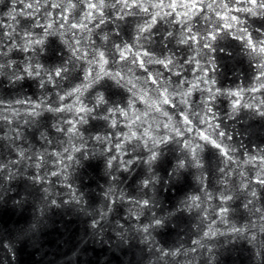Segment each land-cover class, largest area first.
<instances>
[{
    "label": "water",
    "instance_id": "1",
    "mask_svg": "<svg viewBox=\"0 0 264 264\" xmlns=\"http://www.w3.org/2000/svg\"><path fill=\"white\" fill-rule=\"evenodd\" d=\"M258 2L0 0V264H264Z\"/></svg>",
    "mask_w": 264,
    "mask_h": 264
},
{
    "label": "snow or ice",
    "instance_id": "2",
    "mask_svg": "<svg viewBox=\"0 0 264 264\" xmlns=\"http://www.w3.org/2000/svg\"><path fill=\"white\" fill-rule=\"evenodd\" d=\"M251 2H252V3H257L258 0H251ZM258 6H259L260 8H264V0H259V2H258ZM90 7L95 8V7H97V5H96V4H92V5H90ZM253 14L255 15L256 13H253ZM249 45H250V47H252L253 51H256V50H257V45L252 44L250 41H249ZM259 45H260V46H259V52L264 53V41H260V42H259ZM122 58H123V57H122ZM67 70H68V69H67L66 67H62V68H60V69L55 70L54 72L49 73V74H48L49 81H51L52 76H55V77H61V76H62V73L67 72ZM23 71L25 72V74H26L27 76H31V75L33 74V72H35L36 75H39V70H38V68H31V66H30V69H23ZM105 75H106V76H111V74H109V73H105ZM18 78H19V77H18ZM99 78H100V77H99L98 75H97L95 78H90V74L86 75V77H85L86 83H85L84 85H82L80 88H74L72 92L68 93V95H69V96H73V97H78L79 94L82 93V91H84L86 88L91 87L93 84H95V83L99 80ZM165 91H166V90H165ZM97 102H98V103H103V102H104V101H103V97H102V96L99 97ZM168 102H169V101H168V98H167V96L165 95V96L163 97V103H168ZM56 110H57V111H60V110H62V109H56ZM79 111H80V112H87V111H90V109L80 108ZM124 114L127 115V113H124ZM81 120H83V117H81ZM219 135L223 136L224 133H220ZM203 139H205V140L208 141L209 143H212L215 147L220 148V145H219V144H216L215 141L210 140L209 137L204 136ZM154 143H156V144H166L167 141L164 140V139L162 138L161 140L156 141V142H154ZM159 160H160V154H159L157 151H155V150L153 149V150H150V152H149V156H148V158L144 161V163H145V164H148L149 166H152V165H154V164H157V162H158ZM127 163H128V164H131L132 161L129 160ZM185 166H186V162H185V161H179V162H177V163L175 164V169H183ZM0 167H2V166H0ZM172 174L175 175V174H176L175 171H173ZM152 182H153V181H152V178H149L148 180H145V181L143 182V187L147 188L148 185H149L150 183H152ZM258 182H259L260 184H264V179H259ZM228 198H229V197H225V199H228ZM149 203H150V202H149L148 200H143L142 202H138L139 206H143V207H147V206L149 205ZM160 223H161V221H159V220L156 221V224H157V225H159ZM146 230H147V229H145V231H146Z\"/></svg>",
    "mask_w": 264,
    "mask_h": 264
}]
</instances>
